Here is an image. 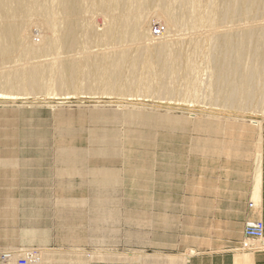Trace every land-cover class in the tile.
I'll return each mask as SVG.
<instances>
[{
  "label": "rangeland",
  "instance_id": "rangeland-1",
  "mask_svg": "<svg viewBox=\"0 0 264 264\" xmlns=\"http://www.w3.org/2000/svg\"><path fill=\"white\" fill-rule=\"evenodd\" d=\"M154 13V9L146 11L145 24L142 25L146 33L143 31L142 39L137 43L146 46L175 43L179 60L191 56L192 65L198 63V52L192 44L205 39L212 29L187 27L185 24L168 29ZM81 17L90 20L91 24L87 20L90 34L89 38H80L73 50L65 48L59 54L61 48H57L54 52H48V56L45 53L29 57L30 62L29 58L26 60V57L18 54L12 55L10 60V57L8 60L2 58L6 61L0 62V75L16 68H29L33 62L43 66V73L48 68L60 66L64 57L67 60L63 62L80 60L87 55L111 54L128 44H136L123 41L115 45L109 39L101 38L111 24L112 16L105 10L96 8L90 13L79 14L78 18ZM40 18L31 17L33 23L29 19V25L27 23L24 27L23 36L28 34L26 38L31 37L29 42L33 41L35 45L43 44L40 31L45 30L47 38L51 36V31L42 26L45 16L40 15ZM221 25L218 26L221 31L228 26L223 24L225 27L222 28ZM165 29L168 30L165 32ZM51 37L55 39V33ZM14 58L17 60L14 61ZM126 66V80L122 84L115 80L108 91L94 84L91 86L93 80L82 82L76 88L57 89L58 67L54 71L46 70L42 78L43 89L37 94L23 92L25 85L14 92L0 85V96H5L0 97V264H41L39 256L48 250H77L89 256L98 253L115 256L135 253L151 258L144 264H188V261L170 263L165 258L186 257L189 260L192 257L189 253L194 250L190 244H197L200 238L204 240L211 236L212 224L217 229L216 234L213 233L217 238L224 233L221 224L233 221L228 228L229 236H232L233 230L239 231L232 227L243 216L239 206L243 204L248 210L254 209L251 192L259 156L262 158L264 180V114L259 112L261 110L255 107L222 108L220 103L207 98L211 78L210 69L205 63L200 67L202 84L196 89L200 96L193 99L184 94L187 85L179 78L182 76L181 66L180 70H176L178 78L165 80L168 86L175 83V88L167 86L168 92L164 81L141 93L136 85L143 83L145 74ZM171 90L173 94H170ZM194 100H197L196 103ZM141 119L142 123L136 124ZM133 129L139 131L137 135H143L147 147L143 145L142 150L138 145L131 144L129 150L117 157V161H101L97 165L88 163L94 156L90 144L95 137L97 140L105 137L119 139L123 143ZM67 152L76 176L68 178L66 182V177L61 179L60 173L66 167L63 160ZM123 156H132V159L143 156L144 160L150 161L152 177L148 181L144 178L138 181V174L133 173L132 178L124 179L110 189L113 195L108 194L104 198L106 204L108 200L115 201L111 206L118 212L117 225L106 224L102 232H93L92 204L89 201L93 199L92 193L97 192L89 182L90 175L95 172L93 167L99 165L122 170ZM68 184L72 187L69 196L62 194V186ZM63 198L74 200L66 204L61 202ZM139 213L143 215L141 227L136 225ZM262 214L245 222L242 249L264 252V237L256 242L248 238L245 232L252 222L264 225ZM32 231L45 233V239L25 241L23 233ZM233 238H238V234ZM194 253L197 254L195 250ZM155 257L163 259L155 262Z\"/></svg>",
  "mask_w": 264,
  "mask_h": 264
},
{
  "label": "bare ground",
  "instance_id": "bare-ground-1",
  "mask_svg": "<svg viewBox=\"0 0 264 264\" xmlns=\"http://www.w3.org/2000/svg\"><path fill=\"white\" fill-rule=\"evenodd\" d=\"M96 8H99V10L101 9V11L105 10L112 16L111 24L108 26L104 36L101 37L102 39L105 37L115 45L121 44L123 41L129 43L136 42V44L129 45L126 42L128 46L120 47L121 49L111 54L87 55L80 60L71 59L63 62L66 59V57H64L65 59L61 61L60 66H57L58 77L56 78L57 81L55 80L57 86L53 85L57 87V89L58 87L59 89L76 88V86H79L82 82L93 80L91 86L94 84L95 86L101 87L103 90H110L109 88L114 85L115 80H119L121 84L126 80L124 69L127 68L126 65H128L130 68L141 70L143 74H145L143 83L136 86L140 93L147 92L152 85H158L159 82L162 83L168 80L167 78H178L176 70H180L181 68L179 67L181 66L182 76L179 78L187 85L184 89V94L193 99L200 96L199 92H196V89L198 90V86L202 84L200 67L201 64L205 63L210 69L209 77L211 78L206 94L207 98L216 103H220L222 108L227 106H235L240 109L255 107L258 111L261 110L259 112L264 114V0H0V59H7L10 57V60L12 59V55L18 54L19 56L26 57L27 60L29 57H36L37 55L42 56L45 53V56H48V52H54L57 48H61V51H59V49L57 50L59 54H61V52L63 53L65 48L69 51L73 50L79 40H81L80 38L86 39L90 34L88 32V25L91 24L89 22L90 20L87 18L86 20L82 19V17L78 18V15L90 13ZM150 9L155 10L154 14L165 22L164 24L167 27L165 25H163V27H169L168 29L182 24H185L187 27L192 26L199 28L203 26L205 28L208 27L209 30L212 29V33H208L205 39L196 40L192 44L193 49L198 52V63L192 65L191 56L182 57V59L179 60L178 47L175 43L164 42L152 46L137 43V41L139 42L140 39H142V35L145 32L142 30V25L145 24L143 19L146 11ZM40 15L46 18L43 25L41 21V23L39 22L40 27L42 25L45 26L44 29L47 28L46 30H50L51 36L55 33V39L49 34L50 38L48 37V39L43 29L44 31H40L41 34H39L43 39V44L35 45L32 40V43L29 42L31 37L28 39L26 38L28 34L24 37V29H26L24 27L29 22V19L31 20L30 22L33 23L31 17L35 16L40 18ZM152 18L154 17L152 16ZM37 20L38 19H36V21ZM87 20L90 23L88 25ZM155 21L157 23V20ZM162 24L159 25L162 26ZM223 24H228V26L225 25V27ZM220 25L221 27H225L224 30H218V26ZM146 26L147 25H145V27ZM89 28L91 29L90 26ZM168 29H165V32ZM199 29H201V27ZM90 31H92V29ZM27 32L29 33V31ZM206 32H208V30H206ZM40 40L41 39H39L38 42ZM132 54H135V56L131 57ZM6 59H2L0 62L6 61ZM16 60L14 58V61ZM28 61H31L30 58ZM33 64L29 68L21 70L16 68L14 71L11 69L12 72H3L0 75V85L13 92L17 90L20 91V88H24L23 86L25 85L23 92L25 91L28 95L41 92L43 89V75H45L46 70L53 68L44 69L45 72L42 73L43 66L38 63V65H35L36 63ZM57 67L55 66V69L52 71L56 70ZM162 85L163 84H161V86ZM165 85V89L167 90L168 84L166 83ZM173 85H175V83H173ZM173 85L169 86L172 87ZM163 86L162 88H164ZM175 87L173 86V88ZM167 91L169 92V89ZM172 91L173 90H171L170 94ZM0 97L5 98L3 95ZM206 106H208V104ZM215 109L217 110L218 107ZM137 123H142V119L140 122L136 121V124ZM130 133L126 136V141L123 143L119 139L112 140L105 137L101 138L102 140H97L95 137L96 140L94 139L90 144L92 148L91 152L94 156H91L92 158L88 163H95L97 165L101 161L104 163H106V161H117V157L122 156L120 154H124L125 151L129 150L131 144L138 145L142 150L143 145L147 147L146 143L143 141V135H137L139 133L138 130L133 129ZM121 144L123 148H121ZM66 154L67 157L63 160L65 163L64 166L66 167L63 172L60 173V177L61 179L66 177L64 181L67 182L68 178H75L76 174H73L72 171L73 163L70 161L71 157L68 156L70 154H68V152ZM131 157L132 156H123L122 170L107 166L101 167L99 165L93 167L95 172L90 175L89 179L90 185L97 190V192L95 191L96 193H92L91 195L93 199L89 198L90 204H92L93 232H102L103 226H106V224L108 226L112 223L116 224L117 222L118 212L112 209L114 206H111V203H115V201L111 199L108 200L107 204L105 203L106 199L104 196L108 194L110 196L113 195L110 189H113L118 183L123 182L124 179L132 178L134 176L133 173L138 174L137 179L135 178L138 181H143V178L147 181L151 179L152 176L150 175L149 168H151L152 163L148 160H144L143 156L134 157V159ZM257 160L258 163L254 174L251 199L255 202L253 211L261 217L264 195L261 156H259ZM203 175H205V171H203ZM71 190L72 187L71 185L69 186V184L62 186V194L69 196ZM104 190L106 192H104ZM73 200V198H63L61 202L67 204V202L73 203ZM142 217L143 215L141 213L136 217V225L138 227L142 225ZM94 234L95 233H93V235ZM100 235L102 234L100 233ZM22 238L28 242H34L35 240L40 241L42 239H39L34 232H25ZM103 238L107 237L103 236ZM43 239L41 241H43ZM98 240H100V238ZM140 240L143 241V239ZM257 241L259 240H256V242ZM189 254L193 256L195 254L194 250H191ZM22 257H24V255ZM34 257H36V255ZM161 258L155 257L154 261L159 262ZM253 258L252 255L248 256V254L246 255L243 252V255H236V264H251L253 263ZM149 259H151L149 256L135 253L126 256H115L108 253L90 254L89 256L86 252L77 250H48L42 252L39 256V262L42 261L41 264L118 263L119 261L125 264H144L149 261ZM165 261L170 263H186L188 259L186 257H166Z\"/></svg>",
  "mask_w": 264,
  "mask_h": 264
},
{
  "label": "crops",
  "instance_id": "crops-1",
  "mask_svg": "<svg viewBox=\"0 0 264 264\" xmlns=\"http://www.w3.org/2000/svg\"><path fill=\"white\" fill-rule=\"evenodd\" d=\"M264 203V202H263ZM202 208H200L199 211H201ZM240 212H242L243 216L239 220L238 224H235L233 228H238L239 231H234L233 230V235L229 236L228 233V228L229 224H231L233 221L230 223L228 221L223 222V225L221 224V228H223L224 233L223 236L219 237H214L215 236V225L212 224L211 228V236H209L207 239L201 238L199 239L200 242L197 244H190V248L194 249L197 254L193 255L192 257L189 258L188 264H236V255H243L248 254V256L252 255L254 260L252 261L253 263L251 264H264V252H258V251H250V250H245L241 248V240L243 236V229L245 222L251 218L258 217V215L253 211V210H248L245 205H240L239 206ZM196 215V214H195ZM205 213L202 215L204 216ZM210 217V216H209ZM262 217L264 219V204H263V214ZM210 219V218H207ZM34 232V231H32ZM194 234L196 233L193 231ZM213 233H215L213 235ZM34 234L39 238H44L45 233H36ZM192 234V233H191ZM193 234V235H194ZM235 234H238V238H233ZM200 235V234H198ZM205 235V234H204ZM205 237V236H203ZM242 253V254H240ZM249 253H254V254H249Z\"/></svg>",
  "mask_w": 264,
  "mask_h": 264
},
{
  "label": "built area",
  "instance_id": "built-area-1",
  "mask_svg": "<svg viewBox=\"0 0 264 264\" xmlns=\"http://www.w3.org/2000/svg\"><path fill=\"white\" fill-rule=\"evenodd\" d=\"M245 232L248 238L261 241L264 237V225L260 222L251 223L246 227Z\"/></svg>",
  "mask_w": 264,
  "mask_h": 264
}]
</instances>
